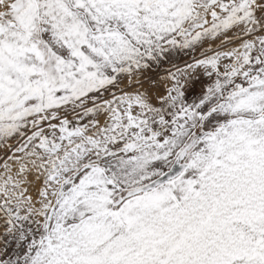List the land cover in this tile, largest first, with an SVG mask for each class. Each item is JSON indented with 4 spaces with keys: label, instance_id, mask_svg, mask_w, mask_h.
<instances>
[{
    "label": "snow or ice",
    "instance_id": "6c2138e0",
    "mask_svg": "<svg viewBox=\"0 0 264 264\" xmlns=\"http://www.w3.org/2000/svg\"><path fill=\"white\" fill-rule=\"evenodd\" d=\"M0 264H264V0H0Z\"/></svg>",
    "mask_w": 264,
    "mask_h": 264
}]
</instances>
